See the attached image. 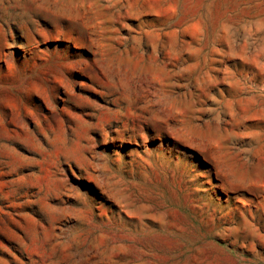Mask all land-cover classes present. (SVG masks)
<instances>
[{"label": "rangeland", "instance_id": "1", "mask_svg": "<svg viewBox=\"0 0 264 264\" xmlns=\"http://www.w3.org/2000/svg\"><path fill=\"white\" fill-rule=\"evenodd\" d=\"M0 264H264V0H0Z\"/></svg>", "mask_w": 264, "mask_h": 264}]
</instances>
